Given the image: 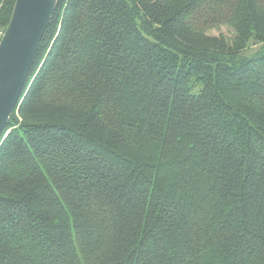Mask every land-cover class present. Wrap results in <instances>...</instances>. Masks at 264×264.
I'll use <instances>...</instances> for the list:
<instances>
[{"label": "trees", "instance_id": "trees-1", "mask_svg": "<svg viewBox=\"0 0 264 264\" xmlns=\"http://www.w3.org/2000/svg\"><path fill=\"white\" fill-rule=\"evenodd\" d=\"M0 264H264V0H58L0 134Z\"/></svg>", "mask_w": 264, "mask_h": 264}, {"label": "water", "instance_id": "water-1", "mask_svg": "<svg viewBox=\"0 0 264 264\" xmlns=\"http://www.w3.org/2000/svg\"><path fill=\"white\" fill-rule=\"evenodd\" d=\"M58 0H16L0 39V134L9 122Z\"/></svg>", "mask_w": 264, "mask_h": 264}, {"label": "rangeland", "instance_id": "rangeland-1", "mask_svg": "<svg viewBox=\"0 0 264 264\" xmlns=\"http://www.w3.org/2000/svg\"><path fill=\"white\" fill-rule=\"evenodd\" d=\"M208 35L212 36V37H224L229 43H231V41L234 39L235 37V33L233 32V30L227 26H221L215 29H212L210 31H208ZM262 46L260 44H249L248 48L246 49V51L244 52L245 55L251 56V55H255L258 54L259 52H261Z\"/></svg>", "mask_w": 264, "mask_h": 264}]
</instances>
